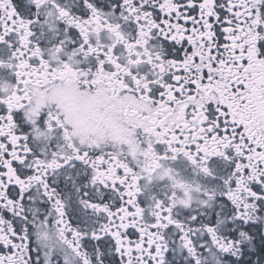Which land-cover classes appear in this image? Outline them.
<instances>
[{
	"label": "snow or ice",
	"instance_id": "6c2138e0",
	"mask_svg": "<svg viewBox=\"0 0 264 264\" xmlns=\"http://www.w3.org/2000/svg\"><path fill=\"white\" fill-rule=\"evenodd\" d=\"M0 264H264V0H0Z\"/></svg>",
	"mask_w": 264,
	"mask_h": 264
}]
</instances>
